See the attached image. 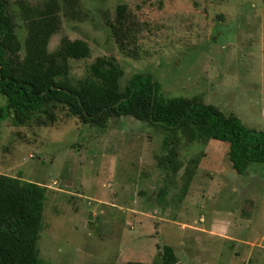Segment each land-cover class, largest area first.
<instances>
[{"label":"rangeland","instance_id":"obj_1","mask_svg":"<svg viewBox=\"0 0 264 264\" xmlns=\"http://www.w3.org/2000/svg\"><path fill=\"white\" fill-rule=\"evenodd\" d=\"M16 1L8 12L22 57L26 27ZM121 3L139 27L126 50L107 26ZM59 6L48 51L63 36L91 49L69 60L72 83L95 57L113 56L121 88L147 73L162 96L195 97L264 130V0H79L77 19ZM52 111L53 121L42 112L24 125L11 114L0 120V174L46 187L40 264H163L165 245L175 264H264V163L239 174L226 142L190 141L130 115L86 122L61 104Z\"/></svg>","mask_w":264,"mask_h":264},{"label":"trees","instance_id":"obj_2","mask_svg":"<svg viewBox=\"0 0 264 264\" xmlns=\"http://www.w3.org/2000/svg\"><path fill=\"white\" fill-rule=\"evenodd\" d=\"M63 15L79 18V0H62ZM25 21L24 54L19 56L20 41L16 23L8 12V0H0V120L11 114L14 125H24L37 113L49 115L55 104L86 122L102 116L130 115L164 130L183 131L190 141L209 139L228 143V157L237 173L248 165L264 163V130L249 128L234 114H224L213 104L195 97H165L159 84L147 73H134L123 88V69L113 56H97L88 65V74L72 83L69 60L90 56L88 43L63 36L53 51H48L52 34L60 28L59 0H43L31 5L16 1ZM126 4L115 7L107 26L119 49L135 42L139 27L130 22ZM173 152V151H171ZM168 153L166 163L173 165ZM0 174V264H40L37 240L42 224L46 187L36 182ZM163 264H175L170 246L163 249ZM127 264H142L129 261Z\"/></svg>","mask_w":264,"mask_h":264}]
</instances>
